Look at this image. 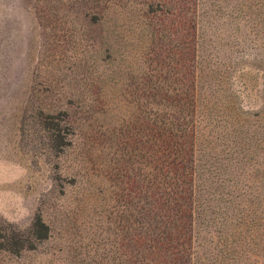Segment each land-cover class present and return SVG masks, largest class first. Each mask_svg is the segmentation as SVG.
Here are the masks:
<instances>
[{"label":"rangeland","instance_id":"rangeland-1","mask_svg":"<svg viewBox=\"0 0 264 264\" xmlns=\"http://www.w3.org/2000/svg\"><path fill=\"white\" fill-rule=\"evenodd\" d=\"M191 116L207 197L262 174L264 0H0V264H145L160 127Z\"/></svg>","mask_w":264,"mask_h":264},{"label":"trees","instance_id":"trees-1","mask_svg":"<svg viewBox=\"0 0 264 264\" xmlns=\"http://www.w3.org/2000/svg\"><path fill=\"white\" fill-rule=\"evenodd\" d=\"M193 82L195 84V80ZM191 119V125L184 130L182 123H164L160 127L163 134L170 135V140L160 141L159 192L157 198H152L156 203H149L145 237L135 239L138 244H145L142 260L145 264H264V155L263 161H257L253 166L257 173L263 166L262 174L254 175L253 170L248 176L235 180V177H222L234 185L233 190L225 191L224 182H220L219 188L209 187L212 196L207 197V179L204 180L205 175L196 167L200 160L196 153L204 148H197L195 135L198 129L192 116ZM188 131L193 133L194 142L189 141L187 149H182L179 143L188 139ZM229 153L224 158L238 163L243 162L245 153L248 154L243 146ZM241 154L244 155L240 161L238 155ZM184 163L193 165L190 170L187 167L189 171L179 172ZM219 179L215 175L213 180H208L213 184L219 183ZM230 210L232 214H229ZM37 223L45 234L41 236H48L49 230L44 223L41 220ZM208 228L213 231L208 232ZM201 230L211 236L212 245L202 251L193 244L199 241ZM203 246L198 243V247ZM136 256H131L129 264H141Z\"/></svg>","mask_w":264,"mask_h":264}]
</instances>
